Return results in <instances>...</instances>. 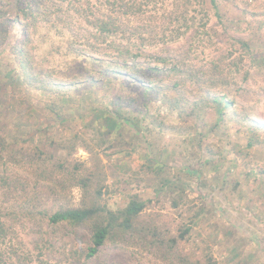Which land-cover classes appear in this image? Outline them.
<instances>
[{"label": "rangeland", "instance_id": "rangeland-1", "mask_svg": "<svg viewBox=\"0 0 264 264\" xmlns=\"http://www.w3.org/2000/svg\"><path fill=\"white\" fill-rule=\"evenodd\" d=\"M54 3L52 0V7L48 8L53 9ZM173 3L168 1L148 9L146 25L148 23L149 29H160L170 23L168 15L175 9ZM218 4L216 13L207 0L209 23L206 28L198 33L190 29L171 42H148L142 61L146 66L152 65L156 55L170 57L172 63H177L180 68L176 79L180 83L178 94L187 96L189 102L200 99L209 90L218 92L220 89L208 87L216 80L229 81L223 88L235 100L233 123L214 129V113L208 108L191 113L192 105L187 100L186 111L174 110V93H168L166 103L153 99L146 105L141 89L133 85L131 78L118 77L104 84L103 76L98 74L99 81L95 84L67 93L53 89L42 94L29 88L22 92L11 87L9 110L13 112L12 106L17 103V110L26 112L34 101V114L24 116V124H33L28 127L31 130L38 126L46 128L41 134L44 138L51 136V142L65 141L67 149L57 155L60 160L84 161L99 171L103 201L110 207H123L131 197L138 195L147 202L145 218L155 217L169 236L178 235L180 227L190 226V219L205 209L203 217L192 225L188 239L181 243L183 252L194 253L203 261L211 256L216 264H264V129L254 130L253 126H242L239 122L248 116L264 124V0H218ZM65 8L55 10L54 17L73 21L67 18ZM5 10V16H15L13 2ZM164 13L167 17L162 16ZM202 17L199 14L197 18L200 21ZM80 25V22L75 23V27ZM17 34H21V29L14 26L11 37ZM53 35L55 31L49 37L62 41L59 35ZM241 39L251 43L253 55L245 54L237 42ZM50 50V46L39 50L29 48L35 68L41 66L47 73L46 69L54 60L49 55L44 59L42 55ZM61 59L63 62L64 58ZM13 61L9 49L0 50V78L14 77L15 73L10 71L15 65ZM41 61L45 63L40 64ZM215 62L222 64L224 78L211 72V64ZM60 67L55 78L66 80L61 76L64 71ZM84 73L82 69L73 70L77 76ZM147 74L148 84L153 80H163V83L167 80L161 75ZM5 83L1 82L0 88ZM55 103L59 104L64 119L53 113L47 116L41 109L44 105L52 108ZM99 106L119 107L122 115L133 120L135 128L123 123L113 132L102 129L99 120L94 121L92 116ZM13 116V113L5 115L3 120L12 123ZM223 129H227L226 132ZM50 143L49 150L57 153L56 143ZM36 171L40 172L38 166L23 165L24 174L35 177L31 174ZM30 176L31 193L34 196L40 192L41 198L44 195L45 199H40L48 209L80 202L81 189L68 181L53 178L49 183L37 182ZM163 178H179L180 181L156 192ZM180 194L182 201L175 207L173 198L178 199ZM20 228L29 247L40 241V236H45V241L48 234L51 236L48 258L62 264H85L82 258L77 261L79 255H75V251L81 249V243L71 227H52L45 221L33 219L24 221ZM80 232L87 241L86 231ZM91 262L89 264H167L151 251L112 245L105 246L100 258Z\"/></svg>", "mask_w": 264, "mask_h": 264}, {"label": "trees", "instance_id": "trees-1", "mask_svg": "<svg viewBox=\"0 0 264 264\" xmlns=\"http://www.w3.org/2000/svg\"><path fill=\"white\" fill-rule=\"evenodd\" d=\"M168 1L175 3L174 11L168 15L170 23L160 29H149L148 23L146 25L148 9L155 8L158 4L164 5ZM12 2L16 9L15 16H5L4 11ZM51 4L52 0H0V50L9 49L15 64L10 70L15 73L13 78H0V83L6 82L0 88V264H62L47 257L51 244L49 234L46 241L45 236H40V241L34 246L27 245L20 226L24 221L33 219L45 221L52 227H71L81 243V249L75 251V255H79L76 256L77 261L82 258L85 264L98 260L101 250L107 245L126 246L140 252L151 251L167 264H216L211 256L203 261L194 253H186L180 249L181 243L188 239L192 225L205 214V209L199 210L190 219V226L180 227L178 235L169 236L162 231L155 217L145 218L147 202L138 195L131 197L123 207H110L103 201L99 171L87 166L84 161L60 160L57 155L61 150L67 149L66 142H51V136L44 138L45 135L41 134L46 128L38 126L31 130L28 127L33 124H24L22 118L34 114V101L29 104L26 112L17 110V103H14L12 112L9 110L8 99L11 87L22 92V89L29 88L42 94L53 89H62L67 93L69 90L95 84L99 81L96 77L98 74L103 76L104 84L118 77L131 78L133 85L141 89V98L146 105L153 99L166 103L168 93H174L172 107L179 112L186 111L189 98L178 94V64L172 63V59L167 56L155 55V63L148 66L142 59L146 55L145 47L148 42H171L181 38L190 29L198 33L201 28H206L209 23L207 0H55L53 9L48 8L52 7ZM210 4L218 13V0H210ZM63 6L66 7L67 18H73V21L54 17L55 10L64 11ZM177 7L179 9L176 10ZM199 14L203 16L201 22L197 18ZM162 16L167 17L165 13ZM76 22L81 25L75 27ZM14 26L21 29V34L12 38ZM53 31V36L59 35L62 41L60 39L56 42L49 37ZM237 42L245 54L253 55L249 41L241 39ZM42 46L51 48L42 57L47 59L49 55L54 60L46 69L47 73L41 70V66L34 67V59L29 53V48L39 50ZM61 58H64L63 62ZM42 63L45 62L41 61L40 64ZM60 63L61 67L58 65ZM59 67L63 68L64 74L61 76L66 80L55 78L59 74ZM222 67L221 63L215 62L211 64L210 70L213 75L218 74L224 78ZM80 69L85 72L84 76L73 74V70ZM148 72L156 77L161 75L170 83L165 85L163 80H153L148 84L145 81L146 76H149ZM229 84L227 80H216L210 84L208 87L211 89L220 90H209L200 99L189 102L192 105L191 113L210 109L216 116L214 129H219L227 122L233 123L236 116L235 100L223 88ZM41 109L47 112V116L53 113L64 119L58 103L52 108L41 106ZM11 113L15 117L12 123L3 120L5 115ZM92 116L108 132L115 131L123 123L135 128L133 120L122 115L119 107L99 106L94 109ZM239 122L242 126H253L254 130L264 129L263 123L248 116ZM226 130L223 129L224 132ZM49 143H56L59 151L56 153L49 150ZM24 164L38 166L40 172L31 174L35 177L29 173L24 174ZM29 176L37 182L49 183L53 178L68 181L81 189L80 202L62 204L54 210L48 209L41 201L42 198L45 199L44 195L41 198L40 192L34 196L31 193ZM179 181V178H163L156 192L163 191V186L177 185ZM182 196L180 194L178 199L173 198L175 207L179 206ZM80 230H85L88 234L87 241L86 237L79 235Z\"/></svg>", "mask_w": 264, "mask_h": 264}]
</instances>
